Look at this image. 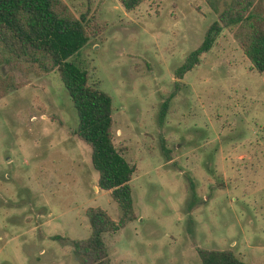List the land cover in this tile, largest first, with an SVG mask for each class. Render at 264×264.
Here are the masks:
<instances>
[{
    "label": "rangeland",
    "instance_id": "rangeland-1",
    "mask_svg": "<svg viewBox=\"0 0 264 264\" xmlns=\"http://www.w3.org/2000/svg\"><path fill=\"white\" fill-rule=\"evenodd\" d=\"M89 40L69 59L112 98V139L134 165L135 218L105 232L114 264H202L197 248H230L264 264V72L233 30L174 90V68L217 13L205 0H64ZM264 7V2H263ZM0 52V264H81L87 206L117 219L97 185L90 147L54 68L38 72Z\"/></svg>",
    "mask_w": 264,
    "mask_h": 264
},
{
    "label": "trees",
    "instance_id": "trees-1",
    "mask_svg": "<svg viewBox=\"0 0 264 264\" xmlns=\"http://www.w3.org/2000/svg\"><path fill=\"white\" fill-rule=\"evenodd\" d=\"M131 10L142 0H119ZM217 13L205 29L201 42L191 49L174 70V90L160 106L166 112L168 100L179 87L184 73L199 63L223 27L233 30L253 68L264 72V0H205ZM85 15L76 16L64 0H0V52L9 64L38 72L56 69L76 110L75 134L90 147L97 185L109 190L117 203V219L101 206H87L86 237L72 239L81 264H114L108 255L104 233L116 231L135 218L130 179L134 165L115 147L112 139V98L89 82L87 70L69 57L88 40ZM17 63V64H18ZM202 264H249L230 248H197Z\"/></svg>",
    "mask_w": 264,
    "mask_h": 264
}]
</instances>
